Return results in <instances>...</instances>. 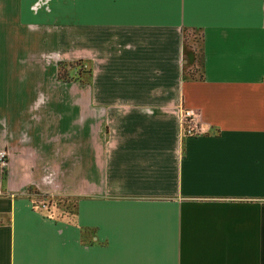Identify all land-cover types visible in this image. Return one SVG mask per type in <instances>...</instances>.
I'll return each instance as SVG.
<instances>
[{
  "label": "crops",
  "instance_id": "0c3cea01",
  "mask_svg": "<svg viewBox=\"0 0 264 264\" xmlns=\"http://www.w3.org/2000/svg\"><path fill=\"white\" fill-rule=\"evenodd\" d=\"M52 30L79 33L93 61L87 105L111 116L83 118L75 133L68 119L37 120L32 132L28 118L17 134L0 124V264H264L261 0H0V106L34 97L37 59L60 39ZM186 31L198 36L196 76L184 73ZM39 43L46 52L29 54ZM71 137L68 221L25 190L69 191L58 167Z\"/></svg>",
  "mask_w": 264,
  "mask_h": 264
},
{
  "label": "rangeland",
  "instance_id": "374dc122",
  "mask_svg": "<svg viewBox=\"0 0 264 264\" xmlns=\"http://www.w3.org/2000/svg\"><path fill=\"white\" fill-rule=\"evenodd\" d=\"M50 33L53 36H58L60 39L50 49L52 50L51 59L48 56H42L37 59V63L42 67L39 70H43V72L37 76L35 82L36 94L34 97L29 102L22 100L18 103L13 102L11 99V103L0 106V124L4 125V128H7L10 132L14 131V134L19 132V127L25 129V132L29 131L28 122L32 120L28 118L36 119L37 124L32 126V132L35 131V128L39 132L42 127L40 125L41 122L37 120L47 119L56 122L58 118L68 119L70 133H75L77 125L82 122L83 118L88 119L91 124L93 118L101 119L111 116L109 109L96 110L92 107V103L90 106L87 105V101L89 100L88 88L94 80L93 61L91 57L81 56L83 54L79 53L80 46L77 42V38L80 36L79 33L76 30H52ZM182 38L183 42L192 50L194 55L193 66L185 70L184 73L188 76H196L197 65L200 60L198 36L195 33L186 31L182 33ZM35 46L29 54L37 56L40 53L46 52L44 44L39 43ZM14 48L13 53L18 54V52H21V46H18L17 48L19 49L17 50L15 46L12 49ZM12 49H9V51ZM57 62L62 63L59 71L57 69ZM57 71L60 75L58 78L56 77ZM100 72L101 67L98 70L99 74ZM12 81V86H9L10 92H13L14 88L18 90V87H20V85H17L19 78L17 80L16 77H12ZM76 143V139L71 137L68 141L67 163L65 167H58L59 173L67 175L65 181L59 183H61V187H65L69 191L62 190L59 193H42L35 186L26 187L25 191L34 207H39L37 209L46 216L71 221L74 215L76 195L70 192V190H74L76 186ZM0 150L5 151L4 163L0 164V183L2 184L7 169L9 170V156L5 147H1ZM52 159L54 161L57 158H48L50 161ZM41 203L45 205L44 208L40 207Z\"/></svg>",
  "mask_w": 264,
  "mask_h": 264
},
{
  "label": "built area",
  "instance_id": "2783aa9c",
  "mask_svg": "<svg viewBox=\"0 0 264 264\" xmlns=\"http://www.w3.org/2000/svg\"><path fill=\"white\" fill-rule=\"evenodd\" d=\"M261 2H262V6L264 7V0H261ZM181 113H182V117H185L186 119L189 120L190 126L192 127L193 125L191 124V121H190V116L192 115L191 110L185 108L181 110ZM4 158H5V151L0 150V164L4 163ZM40 207L44 208L45 205L41 203Z\"/></svg>",
  "mask_w": 264,
  "mask_h": 264
},
{
  "label": "trees",
  "instance_id": "16d2710c",
  "mask_svg": "<svg viewBox=\"0 0 264 264\" xmlns=\"http://www.w3.org/2000/svg\"><path fill=\"white\" fill-rule=\"evenodd\" d=\"M199 63H200V60H199ZM61 62H57V65H58V71H59V69L61 68ZM58 71L56 72V77L58 78V77H60V75H59V73H58ZM181 124H182V129H183V131L185 132V133H187V132H190V133H192V132H194V131H196V128L194 127V126H190V123H189V120L188 119H186L185 117H182V119H181Z\"/></svg>",
  "mask_w": 264,
  "mask_h": 264
}]
</instances>
